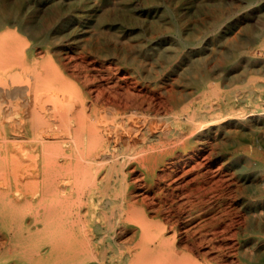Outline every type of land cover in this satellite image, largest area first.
Segmentation results:
<instances>
[{"label":"bare ground","instance_id":"6f19581e","mask_svg":"<svg viewBox=\"0 0 264 264\" xmlns=\"http://www.w3.org/2000/svg\"><path fill=\"white\" fill-rule=\"evenodd\" d=\"M260 1L246 0L240 12ZM37 4L0 0V264H264L257 243L244 252L240 240L236 253L215 263L200 251L216 250L207 235L219 223L207 217L208 150L227 123L264 115L261 103L246 114L234 111L237 93L220 84L213 92L221 106L206 95L212 79L223 86L241 79L254 48L239 32L241 18L228 27L230 65L199 70L193 88L175 90L147 81L140 69H114L97 49L81 50L65 6L40 21ZM164 28L177 30L171 22ZM150 51L167 65L176 56L173 49ZM228 106V115L216 114ZM83 245L95 250L83 254Z\"/></svg>","mask_w":264,"mask_h":264},{"label":"rangeland","instance_id":"374dc122","mask_svg":"<svg viewBox=\"0 0 264 264\" xmlns=\"http://www.w3.org/2000/svg\"><path fill=\"white\" fill-rule=\"evenodd\" d=\"M31 1L38 3L35 16L40 21L58 13L60 4H63L70 14L69 18H72L70 26L73 28L70 32L81 38V50L84 47L86 51L97 49L95 54L102 55L98 56L109 63L113 62L114 69L119 66L130 70L140 69L144 76H148L147 81L165 82L175 90L193 88L190 81L200 77L199 70L203 71L209 66L223 68L230 65L233 59L230 57L232 43L228 27L236 24L240 17V34L254 40V48L242 63L241 79L230 80L227 86H223L221 80L212 79L205 87L206 95L209 102L221 106L219 97L213 92V87L220 84L223 92L230 95H233V91L237 93L234 111L246 114L259 103L264 108V0L241 12L246 0ZM218 12L224 13L223 21L218 22ZM74 15L80 16L81 20L75 19ZM170 22L177 29L174 35L164 28ZM156 23L163 29L157 30ZM197 28L199 30L195 32ZM191 33H196L195 42L188 40ZM153 47H160L166 53L173 49L176 55L174 61L167 65L166 57L151 54ZM125 57L127 62L123 61ZM174 66L178 68L174 69ZM183 69L188 71L186 76L180 74ZM170 78L175 82L169 84ZM197 96L198 106L202 99L200 95ZM231 111L229 106L222 107L216 114L228 115ZM227 124L229 131L222 133L208 150L212 159L206 169L202 170L207 173L205 182L211 186L206 199L212 211L207 217L218 218L219 223L207 235L208 239L211 236L216 250L211 251L210 245H204L200 251L209 252L211 256L208 255V259L213 263L226 258L229 252L236 253L240 240L245 245L244 252L250 250L252 243H257L260 250L264 249V115L247 116L240 126ZM139 176L140 172L135 173L130 181ZM259 221V228L254 230L253 226ZM226 222L228 224L225 225ZM84 232L85 229L81 227V234ZM237 232L241 235L240 239L233 236ZM1 241L0 235V244ZM93 250V246L81 247L83 254ZM196 256L202 259L198 252ZM238 264L263 263L243 261Z\"/></svg>","mask_w":264,"mask_h":264}]
</instances>
